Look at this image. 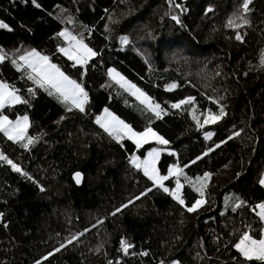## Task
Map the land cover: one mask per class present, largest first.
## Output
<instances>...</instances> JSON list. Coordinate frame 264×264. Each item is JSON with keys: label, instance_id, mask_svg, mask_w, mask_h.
Listing matches in <instances>:
<instances>
[{"label": "trees", "instance_id": "obj_1", "mask_svg": "<svg viewBox=\"0 0 264 264\" xmlns=\"http://www.w3.org/2000/svg\"><path fill=\"white\" fill-rule=\"evenodd\" d=\"M37 2L39 9L31 0H16L15 6L11 0H0V20L13 29H0V48L11 54L20 46L35 47L52 55L54 63L77 78L66 58L53 55L56 33L67 27L73 33H84L85 42L100 55L90 61L84 77L90 96L87 114L66 113L43 93H37L31 107L17 104L4 110L12 118L27 114L32 122L29 135L44 134L25 150L0 133V152L45 191L0 160V212L5 214L0 223V264H35L85 228L90 231L42 264H107L109 260L113 264H172L174 260L179 264H242L243 257L233 243L246 225L254 238H259L264 226L256 215L259 210H253L264 202V187L258 183L264 174V69L260 67L264 0H252L251 27L241 29L228 28L226 23L242 0H172L171 5L168 0ZM173 15L180 24L172 20ZM69 16L73 23L66 22ZM236 31L243 35V42L235 40ZM122 36L130 42L121 44ZM108 68L125 75L167 114L157 119L144 111L108 77ZM0 79L28 98L25 90L30 82L7 60L0 64ZM172 83L178 86L168 90L166 86ZM188 96L194 98L191 104L171 107ZM214 100L224 105L226 115L216 124L197 128L193 111L202 122V113L219 111ZM105 107L136 131L149 126L151 118L150 126L170 141L165 148L177 153L162 156L163 174L177 158L193 179L206 171L213 174L206 203L196 213H187L168 194L154 188L120 213L109 215L151 187V182L128 163L127 157L137 152L135 145L125 140L121 148L95 123ZM61 116L65 119L60 120ZM205 132L212 136L205 139ZM234 132L240 135L233 136ZM197 156L201 159L196 160ZM77 171L84 176L81 187L73 180ZM238 171L239 178L235 176ZM168 183L174 188V181ZM182 196L186 204L199 198L186 183ZM236 198L246 203L233 212L230 205ZM97 220L103 223L93 228ZM121 239L134 245L128 255L120 250Z\"/></svg>", "mask_w": 264, "mask_h": 264}, {"label": "snow or ice", "instance_id": "obj_2", "mask_svg": "<svg viewBox=\"0 0 264 264\" xmlns=\"http://www.w3.org/2000/svg\"><path fill=\"white\" fill-rule=\"evenodd\" d=\"M11 2L13 6H15L16 0H11ZM27 2L28 0H21V3ZM168 2L170 5L172 4V0H168ZM31 3L36 8H41L37 0H31ZM251 4L252 0H242L237 11L229 17L226 27L232 29L251 27V21L248 16L252 11L250 8ZM175 7L181 8L182 11H187V9L182 8L180 4H176ZM64 11L66 12L67 10ZM207 11L211 12L212 9L208 8ZM171 18L177 24L181 23L178 16L173 15ZM61 19L62 22H64V17H61ZM109 20L113 23L116 22L111 16ZM66 22L73 23L74 20L69 16ZM21 27L25 26L21 25ZM105 27L106 30H109L107 25ZM0 29H5L9 32L13 31L9 24L5 23L3 20H0ZM234 38L238 42H243V35L240 31L235 32ZM56 40L58 43L53 55L58 54L66 58V61L69 62V68L76 70L78 74L77 78H73V76L63 70L58 63H54L52 55L46 54L35 47L25 48L20 46L11 54L6 52L3 48H0V64L7 60L17 72L21 73L22 78L31 84V86L27 87L25 90L28 96L26 99L21 95V90L19 88L0 79V133H3L7 140L19 144L25 150H30V147L37 143L44 134L38 136H31L28 134L32 122L27 114L16 116L15 119H10L8 115L4 114L3 110L10 109L17 104H24L31 107V100L36 98L37 93H43L53 98L63 107L66 113L75 111L81 114H87V106L90 105V96L85 88L84 77L87 75L89 67H91L90 61L99 56L100 53L85 42L84 33H73L67 27L56 33ZM129 42V37L127 36H122L120 38L121 44H128ZM260 67L264 69V52H262L260 56ZM107 75L120 89L130 96L135 97L139 104L143 106L144 111L152 113L157 119L161 118L162 113L167 114L161 104L156 103L151 96L139 88L135 83L126 79L125 76L121 75L115 68H108ZM216 75H220V73L217 72ZM245 75H247V73H245ZM177 86L176 83H172L166 87L168 90H171L175 89ZM193 99V97L188 96L185 99L173 103L171 107L179 109L181 105L186 103L191 104ZM213 102L217 104L219 111L213 112L208 110L206 113H202V122L200 116H197L195 111H193L192 119L196 122L197 128H202L204 125L216 124L226 115L224 105L218 100H214ZM63 119H65V117L61 116L60 120ZM95 123L99 125L104 133L120 145L121 148L124 147L123 142L125 140L131 141L137 150L150 141H155L157 145H168L170 143L169 140L165 139L164 136L160 135L150 126L151 118H149V126H145L143 131H136L132 125L126 123L119 116L111 112L108 107H105L101 115L95 117ZM239 135V132L233 133V136ZM211 136V132H205V139H209ZM228 139H232V136H229ZM221 143H224V141H221ZM215 147H220V144H216ZM212 150V148L208 149L209 152ZM161 152V148L151 147L146 151V154L142 153L141 155H136L132 153L127 157L128 163L134 169L142 172L143 176L151 182V187L146 188L144 191L140 192L139 195L121 204L110 212L109 215L115 216L117 213H120L123 208H127L128 205L133 204L135 200H139L141 197L146 196L147 193L151 192L154 188L168 194L178 205L183 207L187 213H196L206 203V189L209 186V181L213 174L206 171L203 175L193 179L184 172L178 158L175 163L167 167V174H161L160 169L157 167ZM169 155L177 156V153L173 151L170 152ZM204 155H207V152L204 153ZM199 159H201V157L197 156L196 160ZM0 160L10 165L13 171L21 174L28 180H32L33 183L37 184L41 192L45 191L38 181L33 180L29 173L23 171L20 165L13 163L3 152H0ZM191 163H195V160L191 161ZM184 167H187V165ZM241 170H243V160H241ZM81 175L82 174L78 171L74 173L77 184L80 183ZM235 176L239 178L241 172H236ZM181 178L184 183L181 182ZM166 181H174V188L166 186ZM185 183L188 184L199 197L194 198L190 204H186L182 196V189ZM258 183L261 187H264V174L259 177ZM225 203L226 207H228V201ZM245 203V201L236 198L230 206L232 211L235 212L237 209L243 207ZM255 209L259 210L256 212V215L259 217L261 224L264 225V202L256 204L253 210L255 211ZM4 216L5 214L0 212V223L3 222ZM102 223L103 220H97V223L93 224L92 227L95 228L97 224ZM3 226L7 227L6 224ZM245 228L246 230L241 232L238 240L232 245L239 256L243 257L242 264H246V262L253 260L264 262V226L260 228L259 238H254L253 235L249 234L251 231L250 226L246 225ZM88 231H90V229L85 228L81 233L71 234L60 242L58 247H54L44 254L41 259H37L35 264H42V261H48L49 257L60 252L61 249H66L67 246L73 244V242H77L79 237ZM120 245V250H122L125 255H128L129 249L134 247L132 243L125 239H121ZM99 250V248L96 249V251ZM133 254L135 255V253ZM142 254L147 255L148 253L145 252ZM107 264H113V261L109 260ZM116 264H119V262L117 261ZM172 264H179V261L174 260Z\"/></svg>", "mask_w": 264, "mask_h": 264}, {"label": "rangeland", "instance_id": "obj_3", "mask_svg": "<svg viewBox=\"0 0 264 264\" xmlns=\"http://www.w3.org/2000/svg\"><path fill=\"white\" fill-rule=\"evenodd\" d=\"M118 71V70H117ZM119 72V71H118ZM121 73V72H120ZM121 75H123L122 73H121ZM123 76H125V75H123ZM125 78L126 79H128L126 76H125ZM129 80V79H128ZM135 98V97H134ZM4 111V110H3ZM5 115H7V114H5ZM101 115V114H100ZM9 116V115H8ZM9 118L10 119H15V118H12L11 116H9ZM148 144H153V145H148ZM148 144H146V145H144L142 148H140L139 150H137V152L135 153L136 155H141L142 153H144V154H146V151L149 149V148H151V147H158V148H161L162 149V152H161V156H160V159H159V161L157 162V167L160 169V171H161V168H160V166H159V163H160V160H161V158H162V156L165 154V153H170V151L168 150V149H166L165 148V145H157L156 143H155V141H150ZM161 174H163L162 173V171H161ZM167 174V173H166ZM167 182L168 181H166L165 182V184H166V186H168V187H170L171 188V185L168 183L167 184ZM175 186V185H174Z\"/></svg>", "mask_w": 264, "mask_h": 264}, {"label": "water", "instance_id": "obj_4", "mask_svg": "<svg viewBox=\"0 0 264 264\" xmlns=\"http://www.w3.org/2000/svg\"><path fill=\"white\" fill-rule=\"evenodd\" d=\"M81 174H82V173H81ZM73 180H74V182L76 183V180H75L74 175H73ZM83 180H84V176H83V174H82V175H81L80 183H79V184L76 183V185H77L78 187H81V186L83 185Z\"/></svg>", "mask_w": 264, "mask_h": 264}, {"label": "built area", "instance_id": "obj_5", "mask_svg": "<svg viewBox=\"0 0 264 264\" xmlns=\"http://www.w3.org/2000/svg\"><path fill=\"white\" fill-rule=\"evenodd\" d=\"M131 249H129V251H130Z\"/></svg>", "mask_w": 264, "mask_h": 264}]
</instances>
